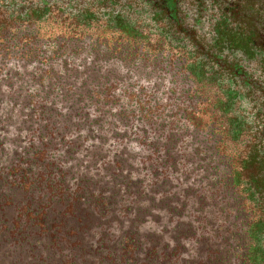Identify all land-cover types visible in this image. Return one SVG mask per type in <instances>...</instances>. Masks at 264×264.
I'll use <instances>...</instances> for the list:
<instances>
[{
    "label": "rangeland",
    "instance_id": "rangeland-1",
    "mask_svg": "<svg viewBox=\"0 0 264 264\" xmlns=\"http://www.w3.org/2000/svg\"><path fill=\"white\" fill-rule=\"evenodd\" d=\"M189 2H182V22L199 24L207 44L220 17L199 16ZM248 9L238 12L249 32L256 9ZM165 53H146L142 68L93 52L68 68L0 53V97L18 100L16 108L0 106V170L9 172L25 152L24 168L37 161L24 202L32 198L39 212L56 211L70 223L54 264L68 256L99 264L89 249L104 233L141 244L139 257L156 247L162 264H245L239 256L248 251L249 214L230 186L223 152L234 144L222 143L183 61ZM261 62L245 64L244 77L263 79ZM189 115L194 124L211 122L197 127Z\"/></svg>",
    "mask_w": 264,
    "mask_h": 264
},
{
    "label": "trees",
    "instance_id": "trees-1",
    "mask_svg": "<svg viewBox=\"0 0 264 264\" xmlns=\"http://www.w3.org/2000/svg\"><path fill=\"white\" fill-rule=\"evenodd\" d=\"M183 1H190L199 16L220 17L210 32L211 42L204 44L202 39L210 34L200 33L199 24L197 28L182 22ZM248 8L256 9L250 33L244 31L238 12L249 13ZM54 26L56 34L42 35ZM92 52L117 56L133 68H142L146 53H165L183 61L182 69L224 135L222 143L234 144L223 150L230 158V186L238 189V199L249 214L248 251L239 257L245 264H264V78L244 77L245 64L255 60L262 61L264 73V0H0L3 55L40 64L60 60L68 68L70 60ZM1 105L16 108L18 100L0 97ZM42 108L47 119L51 109ZM189 117L191 122L198 120ZM210 122L192 123L201 127ZM245 133L248 136L241 141ZM28 153L9 172L0 170V264H54L53 252L62 251L58 244L65 242L61 230L70 226L56 211L39 212L32 198L25 197L24 202L31 185L28 173L38 165L29 160L25 168L20 164ZM116 240L102 234L90 254L99 264H162L156 247L139 257L141 244L136 246L129 238ZM68 259L65 264H81Z\"/></svg>",
    "mask_w": 264,
    "mask_h": 264
}]
</instances>
